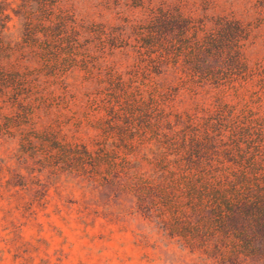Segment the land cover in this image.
<instances>
[{"label":"trees","instance_id":"obj_1","mask_svg":"<svg viewBox=\"0 0 264 264\" xmlns=\"http://www.w3.org/2000/svg\"><path fill=\"white\" fill-rule=\"evenodd\" d=\"M0 11V166L10 173L8 188L31 183L42 198L50 184L40 177L65 173L106 215L149 221L203 264H264V123L242 92L258 78L262 98L264 69L245 55L242 20L224 18L206 32L180 10L165 14L158 41L146 42L158 51L155 83L110 79L105 115L90 124L97 134L86 142L53 123L40 128L28 93L29 68L76 66L82 56L78 37L57 43L68 29L61 8L25 0L22 43L10 32L12 15ZM184 76L222 96L212 108L178 110L175 97L189 89ZM230 89L235 103L224 98Z\"/></svg>","mask_w":264,"mask_h":264},{"label":"rangeland","instance_id":"obj_2","mask_svg":"<svg viewBox=\"0 0 264 264\" xmlns=\"http://www.w3.org/2000/svg\"><path fill=\"white\" fill-rule=\"evenodd\" d=\"M24 1L0 0L5 12L12 15L10 32L20 43L27 40L21 34L19 15ZM47 1L51 7L61 8L67 20L68 29L57 33L59 47L78 37L77 51L82 56L76 66L29 68L25 72L35 86L28 93L38 126L53 123L69 138L89 142L97 134L90 124L105 115L104 102L112 89L110 79L120 76L133 85L140 83L144 89V83H155L158 51L154 48L156 52H150L146 42L157 40L165 14L180 10L206 32L216 30L224 18L242 20L248 29L245 55L264 69V0ZM36 5L33 1L31 13H37ZM35 40L41 42L44 36L40 33ZM187 79L183 86L189 89H182L175 97V107L180 111L212 108L222 96L217 87ZM260 85L256 78L242 92L255 101L256 117L262 116L259 120L264 123ZM224 98L237 102L233 89ZM5 148L0 149V157L5 156ZM9 177V171L0 166V264H203L149 221L106 215L90 203V191L65 173L46 172L40 177L41 182L50 184L42 198L29 190L31 183L8 188Z\"/></svg>","mask_w":264,"mask_h":264}]
</instances>
